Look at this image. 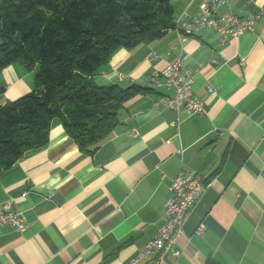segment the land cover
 Wrapping results in <instances>:
<instances>
[{
    "label": "crops",
    "instance_id": "crops-1",
    "mask_svg": "<svg viewBox=\"0 0 264 264\" xmlns=\"http://www.w3.org/2000/svg\"><path fill=\"white\" fill-rule=\"evenodd\" d=\"M201 1L171 0L174 23L197 14ZM263 7L264 0H227L221 13L247 16ZM178 43L172 30L122 48L97 82L147 87L154 71L176 61ZM182 50L206 114L178 112L162 101L173 91L151 89L125 103L118 126L92 152L55 120L46 147L0 174V206L11 202L28 224L23 232L0 225V264H127L158 233L183 169L211 184L187 215L183 253L140 264H264V14L251 33L220 44L216 31L204 29ZM37 72L20 64L0 70V104L35 90Z\"/></svg>",
    "mask_w": 264,
    "mask_h": 264
},
{
    "label": "trees",
    "instance_id": "trees-1",
    "mask_svg": "<svg viewBox=\"0 0 264 264\" xmlns=\"http://www.w3.org/2000/svg\"><path fill=\"white\" fill-rule=\"evenodd\" d=\"M177 27L171 0H0V70L38 68L35 90L0 104V174L46 147L55 120L85 151L99 148L120 112L148 87L97 82L114 54Z\"/></svg>",
    "mask_w": 264,
    "mask_h": 264
},
{
    "label": "built area",
    "instance_id": "built-area-1",
    "mask_svg": "<svg viewBox=\"0 0 264 264\" xmlns=\"http://www.w3.org/2000/svg\"><path fill=\"white\" fill-rule=\"evenodd\" d=\"M254 0H248L252 3ZM227 0H202L200 10L194 15H183L176 22L178 45L181 48L176 61L167 65L164 69L154 71L147 79V87L152 90L166 89L173 94L163 98V104L181 111L186 108L191 115L202 116L206 114L205 99L195 94L194 73L195 70L186 69L185 62L188 56L183 52V44L188 37L195 35L204 29L214 30L219 34V43L225 44L230 37L242 36L255 30L256 21L264 14V7L258 13L241 16L234 11L221 13ZM156 53L152 55L155 58ZM245 59L241 64L245 65ZM213 64L219 61L214 59ZM123 79V77H121ZM218 91L216 87H209V92ZM178 128L177 123L174 124ZM136 133V131H134ZM222 135V133H219ZM201 173L196 170H181L179 175L172 180L170 185L171 198L167 201L163 224L158 233L149 241L144 249L139 251L127 264H140L143 260L154 259L157 263L163 261L168 255L180 257L183 249L178 245V239L185 235L184 224L190 209L201 198L206 187ZM12 203L6 202L0 206V225H12L19 231H25L28 224L24 216L11 210ZM205 224H202L198 233H202Z\"/></svg>",
    "mask_w": 264,
    "mask_h": 264
}]
</instances>
